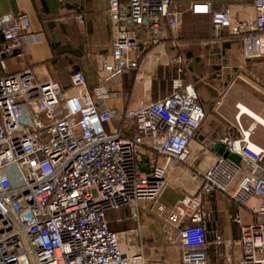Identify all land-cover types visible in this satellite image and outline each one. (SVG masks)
<instances>
[{"label":"built area","instance_id":"built-area-1","mask_svg":"<svg viewBox=\"0 0 264 264\" xmlns=\"http://www.w3.org/2000/svg\"><path fill=\"white\" fill-rule=\"evenodd\" d=\"M106 1L112 47L98 57L92 90L79 71L70 76L71 93L40 72L42 66L0 77V264H165L123 250L107 215L126 208L137 220L142 203L157 201L168 162L186 163L205 112L194 85L181 79L172 81L168 95L119 112L110 105L117 85L138 69L140 46L159 45L187 11L209 15L213 31L240 36L245 60L264 58V0H252L249 21L235 20L227 3ZM36 40L26 15L0 16V68L7 57L25 56ZM238 109L236 133L218 145L240 161L217 156L197 193L177 201L167 217L180 237V264H209L205 228L212 214L203 200L214 193L243 207L256 201L252 221L237 220L238 238L225 241L217 233L214 244L238 246L236 264H264V149L251 142L253 129L242 127ZM115 118L132 123V136L106 129ZM144 151L165 158V165L150 158L142 173Z\"/></svg>","mask_w":264,"mask_h":264},{"label":"crops","instance_id":"crops-1","mask_svg":"<svg viewBox=\"0 0 264 264\" xmlns=\"http://www.w3.org/2000/svg\"><path fill=\"white\" fill-rule=\"evenodd\" d=\"M175 1L214 2L218 6L227 3L235 20L249 21L253 17L252 0ZM5 14L26 15L31 34L37 40L30 43L25 56L5 58L6 67L0 68V77L42 66L39 71H45L69 93L70 76L75 71L83 74L89 90L98 85V57L110 53L112 47L106 0H0V16ZM139 58L138 69L125 74L117 85V100L110 103L115 110L123 112L164 97L171 92L172 81L181 79L194 85L205 120L189 145L186 163L168 162L169 184L156 202L157 207L149 205L146 218L140 219L139 215L133 220L136 225L127 231L134 239L133 246L126 244L125 231L116 230L117 223L126 220L124 212L128 213V209L108 213V225L120 235L124 249L140 251L150 260L180 264V237L167 217L174 212L177 201L197 193L202 175L219 156L220 139L236 133L238 107L264 121V58L245 60L240 36L230 34L228 29L213 31L209 15H193L190 11L185 12L180 28L166 29L159 45H141ZM217 101H221L219 106ZM239 122L244 129H253L251 142L264 149V126L244 112ZM106 129H120L125 137L133 134L132 123L119 118L113 119ZM201 145L208 148L201 151ZM142 154L145 155L140 159L142 173L147 172L150 158L158 166L166 163L165 158L155 154L146 151ZM203 202L212 214L211 223L205 228L209 264H224L227 259L236 264L240 248L215 245V235L235 241L239 236L237 220L251 222V209L256 201L251 200L243 207L228 195L214 193Z\"/></svg>","mask_w":264,"mask_h":264},{"label":"rangeland","instance_id":"rangeland-1","mask_svg":"<svg viewBox=\"0 0 264 264\" xmlns=\"http://www.w3.org/2000/svg\"><path fill=\"white\" fill-rule=\"evenodd\" d=\"M153 101V100H152ZM152 101H149V102H152ZM155 101V100H154ZM168 184H169V182H168V179H167V185H166V187L168 186ZM166 187L164 188V190L166 189ZM163 190V191H164ZM162 191V192H163ZM159 199V198H158ZM158 199H157V201H158ZM156 201V202H157ZM156 202H154V203H142L141 205H140V208H139V215H140V219H143V218H146L147 216H146V212H149L148 210V206L149 205H155L156 204ZM156 207H157V205H155ZM156 209V208H155ZM125 213V219L126 220H124L123 222H121V223H117V225H119V226H117V228H116V230L117 231H121V230H123V231H125L126 233H125V236H124V238H126V244L128 245V242H129V246H133L132 244H134L135 242H134V239H133V237L132 236H130V233H127V231H128V229L130 228V227H132L133 225L135 226L136 225V223L137 222H134L133 220L131 221V220H129L128 218V213L125 211L124 212ZM156 221H158V220H156ZM159 222V221H158ZM119 237V240L122 242V239H120V235L118 236ZM129 240V241H128ZM121 247H122V249L123 250H126V249H124V247L122 246V244H121ZM129 249H130V247H129ZM131 251H134V250H131Z\"/></svg>","mask_w":264,"mask_h":264},{"label":"water","instance_id":"water-1","mask_svg":"<svg viewBox=\"0 0 264 264\" xmlns=\"http://www.w3.org/2000/svg\"><path fill=\"white\" fill-rule=\"evenodd\" d=\"M218 147H219V145H217V148ZM218 152H219V155H222L224 157L228 156V157H230L232 160H234L237 163L240 161L238 156L233 155V154H228V153L224 152V149L221 146L219 147Z\"/></svg>","mask_w":264,"mask_h":264},{"label":"bare ground","instance_id":"bare-ground-1","mask_svg":"<svg viewBox=\"0 0 264 264\" xmlns=\"http://www.w3.org/2000/svg\"><path fill=\"white\" fill-rule=\"evenodd\" d=\"M241 110L242 112L246 113L247 115H249L252 119H254L256 121V123H258L259 125H263L264 126V121L262 119H260L259 117H257L256 115L252 114L251 112H249L248 110H246L244 107L241 106Z\"/></svg>","mask_w":264,"mask_h":264},{"label":"trees","instance_id":"trees-1","mask_svg":"<svg viewBox=\"0 0 264 264\" xmlns=\"http://www.w3.org/2000/svg\"><path fill=\"white\" fill-rule=\"evenodd\" d=\"M217 8H218V6H217Z\"/></svg>","mask_w":264,"mask_h":264}]
</instances>
